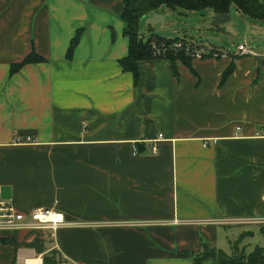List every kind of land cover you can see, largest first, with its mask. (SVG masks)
I'll return each instance as SVG.
<instances>
[{"label":"crops","instance_id":"1","mask_svg":"<svg viewBox=\"0 0 264 264\" xmlns=\"http://www.w3.org/2000/svg\"><path fill=\"white\" fill-rule=\"evenodd\" d=\"M124 5L0 0V196L67 223L0 232V264H194L227 226L264 232V51L148 59L136 81Z\"/></svg>","mask_w":264,"mask_h":264},{"label":"rangeland","instance_id":"2","mask_svg":"<svg viewBox=\"0 0 264 264\" xmlns=\"http://www.w3.org/2000/svg\"><path fill=\"white\" fill-rule=\"evenodd\" d=\"M158 13L161 17L157 19V23H148L146 18L140 23L139 31L146 41L155 34L169 39H187V42L199 45H216L228 51H238V45L244 43L264 51V21L253 20L235 6L231 7L229 13L231 18L222 23L216 22L213 11L209 8L189 10L182 7L170 8L163 4L156 12H151V15ZM223 230L225 234L217 247L229 255L236 252L250 254L257 246L264 247V232L258 225L235 224Z\"/></svg>","mask_w":264,"mask_h":264},{"label":"trees","instance_id":"3","mask_svg":"<svg viewBox=\"0 0 264 264\" xmlns=\"http://www.w3.org/2000/svg\"><path fill=\"white\" fill-rule=\"evenodd\" d=\"M125 10L121 13V18L126 22L125 35L130 38L129 55L120 60L123 70L132 72L136 81L139 80L141 62L148 59H155L156 50L154 45L172 44L174 41H179L178 38L169 39L160 35H153L151 39L146 41L145 37L140 34L139 26L143 19L149 17L151 12L157 10L161 5L166 4L170 8L182 7L189 10H200L209 8L213 14H229L231 7L235 6L242 14H246L253 20L264 21V0H124ZM81 30L78 29L74 35L70 47L68 49V58H72L75 47L81 39ZM181 41V39H180ZM187 43V39H182ZM172 63L177 59L184 62H189L192 57L182 51H169L166 56ZM164 58V57H160ZM45 58L38 55L36 52L29 54L23 61L15 63L12 66V74L20 70L24 65L30 63L44 62ZM176 66H174V69ZM264 229V228H263ZM264 231V230H263ZM237 251V250H236ZM48 260V259H47ZM49 261V260H48ZM212 261L214 264H264V247L257 246L250 254L245 252L229 255L223 250L220 251L210 245L197 253L193 254L194 264H208Z\"/></svg>","mask_w":264,"mask_h":264},{"label":"built area","instance_id":"4","mask_svg":"<svg viewBox=\"0 0 264 264\" xmlns=\"http://www.w3.org/2000/svg\"><path fill=\"white\" fill-rule=\"evenodd\" d=\"M157 1V0H152ZM238 52L241 55L247 54L258 57L260 51L255 50L248 45L239 44ZM156 56L165 57L169 51L185 50L186 54L192 58H225L230 55L231 51L222 47L207 46L204 44H196L194 42L174 41L172 44L154 45ZM31 139V138H29ZM138 151V150H137ZM264 222V220H263ZM65 214L53 207H36L31 212H23L17 210L14 202L11 199H3L0 196V232L20 230H42L50 231L51 235L64 225H66ZM19 264H82L74 261H69L66 256L61 258L52 257L47 260V255L36 254L34 258H24Z\"/></svg>","mask_w":264,"mask_h":264},{"label":"water","instance_id":"5","mask_svg":"<svg viewBox=\"0 0 264 264\" xmlns=\"http://www.w3.org/2000/svg\"><path fill=\"white\" fill-rule=\"evenodd\" d=\"M159 17H161L160 13L153 14V15L147 17L146 20L148 21V23L154 24V23H157V21H158L157 19ZM214 18H215L216 22L222 23V22L228 21L231 18V16H230V14H225V15H223V14H215Z\"/></svg>","mask_w":264,"mask_h":264}]
</instances>
